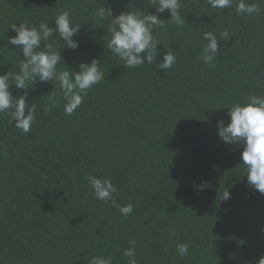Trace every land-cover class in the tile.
<instances>
[{
	"label": "trees",
	"instance_id": "16d2710c",
	"mask_svg": "<svg viewBox=\"0 0 264 264\" xmlns=\"http://www.w3.org/2000/svg\"><path fill=\"white\" fill-rule=\"evenodd\" d=\"M246 2L257 3L261 14L182 0L185 27L165 21L154 33L161 44L157 63L167 50L177 56L164 71L147 63L127 68L114 56L91 0H0V74L18 71L24 59L8 42L16 35L10 23L54 27L66 9L82 24L76 50L56 45L61 57L76 70L80 61L99 59L104 72L70 116L52 82L29 90L26 99L38 107L27 134L0 116V264H87L94 255L127 264L130 241L138 264H256L264 255V194L247 184L243 146L223 142L217 128L233 103L264 92V0ZM99 3L114 15L149 6L148 0ZM203 31L230 35L219 42L212 68L200 59ZM10 91L23 94L14 84ZM52 94L58 104L44 111ZM90 174L109 177L117 203L132 204V214L96 199ZM202 180L211 189L193 187ZM226 190L227 201L220 197ZM180 243L189 245L186 257L177 252Z\"/></svg>",
	"mask_w": 264,
	"mask_h": 264
},
{
	"label": "clouds",
	"instance_id": "9594fccd",
	"mask_svg": "<svg viewBox=\"0 0 264 264\" xmlns=\"http://www.w3.org/2000/svg\"><path fill=\"white\" fill-rule=\"evenodd\" d=\"M148 3L146 10L136 7L134 10L114 15L112 7L99 3V0H91L95 20L100 25L107 26L106 47L114 56L123 61L127 68H137L147 63L156 64V67L165 71L177 63V56L174 51L167 50L162 61L157 63V46L161 44L154 33L167 27L165 21L183 29L186 16L182 13V0H148ZM207 4L218 10L235 7L236 14L240 16L252 17L261 14L257 3H248L246 0H207ZM149 8H155V12H149ZM165 10L170 13L167 20L161 18ZM54 19V27L48 21H41L38 25H8L16 33L8 37V42L19 47L24 59L19 60L18 71L0 74V116L8 115L12 124L15 121L13 126L24 134L31 131L36 119L38 105L26 98L29 90L38 82H52L54 88H59L63 94V111L70 116L81 106L89 90L104 79L99 59L93 58L91 62L80 61L79 70L65 63L60 49L67 47L69 50H76L79 47L80 42L73 37L79 33L82 23H75L71 10L67 9L57 14ZM229 37L227 31L221 32L219 38L212 31L201 33V39L206 42L200 52L204 65L215 67L220 50L219 42L226 41ZM61 41L63 44L58 50L56 45ZM61 61L67 67H58ZM13 84L17 90L23 89L22 95H13L10 91ZM57 104L55 94L49 95L44 111H50L49 105ZM226 116V124L223 118L217 121L218 136L226 144L243 146L240 159L247 184L264 194V92L250 93L242 101L233 103L228 107ZM87 181L96 199L118 207L122 215L132 214V204L117 203V188L109 177L90 174ZM193 187L204 191L206 188L211 189L212 185L202 180L198 185L194 181ZM220 197L227 201L231 193L226 190ZM129 245L123 253L127 264H138L135 241H130ZM177 252L181 257H186L189 254V245L178 244ZM87 264H113V261L110 256L94 255L88 259ZM256 264H264V255L260 256Z\"/></svg>",
	"mask_w": 264,
	"mask_h": 264
}]
</instances>
